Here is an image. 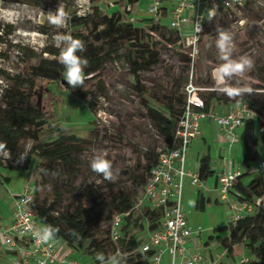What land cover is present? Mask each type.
<instances>
[{
	"label": "rangeland",
	"instance_id": "1",
	"mask_svg": "<svg viewBox=\"0 0 264 264\" xmlns=\"http://www.w3.org/2000/svg\"><path fill=\"white\" fill-rule=\"evenodd\" d=\"M146 3L147 0H139L131 5L129 0H0V30H8L13 26L12 33L4 34L3 41H0V52L4 54L0 55V68L10 75L34 78L36 85L30 106L39 108L48 115L54 113L55 122L63 123L67 132L78 138L71 142L73 154L77 158L73 168L41 157H34L27 170L21 168L25 158L21 160V154L25 156L35 143L43 144L56 137V132L45 126L38 132L39 140L27 135L15 143L16 157L6 148L4 152L8 155L0 152L4 161L18 167L17 170L5 169L3 172L13 175L14 181L17 180L18 172H26L24 184L30 182L34 185V200L39 202L49 203L60 194L58 210H67L78 204V188L93 184L101 192L102 198L98 202L85 200L83 205L92 218L90 222L94 226V235L103 240L109 255L115 251L107 219L113 195L135 199L142 191L150 164L156 160L158 148L165 147L167 143L155 129L146 105H151L171 118L176 117L186 98L185 86L191 80L201 88L200 93L204 98L215 93L208 111L227 113L238 106L242 108L246 103L245 95L233 99L217 90L220 85L216 68L222 63L215 46L217 25L229 31L233 37V58L247 55L254 62L253 68L243 77H234L229 83L234 85L239 79L241 84L251 87L253 92H264V0H246L240 12H233L231 17L220 15L216 20L207 22L194 57L189 54L186 39L183 43L184 37L180 35V30L154 31L156 35L152 36L159 42L157 48L160 59L158 63L139 71L140 88L136 85L126 58H117L116 53H112L100 70L84 81L83 89L91 90V97L95 96L94 107H89L86 100L79 99L74 88L67 85L62 75L58 80L33 76V66L39 64L42 58H55L44 52V48L55 46L54 36L69 33L70 29L68 21L63 28L51 26L47 21L48 12H55L58 7H62L68 17L71 10L85 14L92 6H99L107 14L116 13L122 24L134 22L140 25L142 20L149 17ZM188 30L189 25L183 29ZM113 43L119 48V54L127 52L128 40L125 37L111 40L102 38L95 45L99 52L105 54ZM28 87V83L18 86L0 73V120L3 119L4 109L13 102L15 92L27 90ZM27 128L30 133L34 130L33 125H28ZM256 136L259 138L258 134ZM252 141L253 139L250 140ZM0 143L5 146L11 143L5 140L1 130ZM96 153H106V158L113 164L114 180H105L90 169L89 160ZM187 188L190 193L197 190L194 191L186 183L184 195ZM0 190L4 194L8 191L7 187ZM6 201L7 197L0 199V210L1 206L4 209L10 207ZM214 211L221 216V212L225 214L227 209L225 205H218L214 210L208 207V223L210 214ZM219 220L218 226L226 224V219ZM190 224L196 229H202L203 239H207L213 232L205 224ZM130 229L139 236L140 242L147 239V232L143 227L130 226ZM197 238L201 240V237ZM215 244L218 245L217 241L212 242L210 247H202L206 250L213 249L215 255L224 256L223 247L213 246ZM236 251V260L229 261L224 256L223 259L218 258L215 264H222L223 261L236 264L242 253L253 257L244 244H240ZM2 257L3 254L0 253V259Z\"/></svg>",
	"mask_w": 264,
	"mask_h": 264
},
{
	"label": "trees",
	"instance_id": "2",
	"mask_svg": "<svg viewBox=\"0 0 264 264\" xmlns=\"http://www.w3.org/2000/svg\"><path fill=\"white\" fill-rule=\"evenodd\" d=\"M138 1L129 0L130 5ZM67 21L70 28L69 33L74 38L81 40L85 45V51L78 52L77 54L86 57L88 60V66L84 70L86 79L94 76L107 58L112 53H116L117 58H126L132 69L138 88L141 87L139 71L146 66L158 63L160 59V53L157 48L159 42L154 40L150 31L161 32L171 30L166 26L165 21L163 24L154 23L150 17L142 20L143 22L140 25L134 22L122 24L119 22L120 18L116 13L107 14L99 6H92L91 10L85 14H79L77 11L71 10ZM101 26L103 27L100 28ZM12 30L13 26H10L8 30H0V41H3L4 34H10ZM119 37H125L128 40L127 52L125 54H119V48L114 43L110 45L108 52L105 54L99 52L95 45V42L99 39L111 40ZM43 51L54 55L55 58H42L39 64L33 66V76L49 80L60 79L64 71L63 65L59 64L57 60L60 49L56 46H47ZM0 55L4 54L0 52ZM0 73L13 80L18 86H22L24 83L29 84L27 90H17L15 92L13 102L4 109L3 119L0 120V130L4 134L5 140L11 142L7 143L6 149L10 151L13 157H16L15 143L27 135H31L30 137L33 139L39 140L38 132L45 126H48L56 132V137L43 144L40 142L33 144L26 153L21 168L27 170L34 157L45 158L50 162H58L64 166L73 168L77 162V158L73 154L71 142L78 140V138L70 135L63 123L59 121L55 122L54 113L51 112L48 115L47 112L30 106V99L36 85L34 78H25L19 74L10 75L2 68H0ZM74 90L79 99L87 101L89 107L95 106L96 100L95 96L91 97V90L83 89V85L74 88ZM214 97V92L210 93L206 98L203 97L206 110L209 109L211 100ZM245 97L248 107L254 113V116L245 119L244 122L245 152L243 163L246 171L238 176L234 187L239 198L251 203L256 208V211L255 213H248L241 217L234 225H225L216 228L215 231L217 233L227 231V234L224 236L221 234L217 235L218 240L227 249V256H233L236 248L240 244H244L250 249L253 256L249 257L250 261L245 264H264V201L259 206L256 204L258 198L264 197V177L262 174L247 171L251 164L260 158L255 129L258 127V137L264 136V92H253L251 95L245 94ZM146 108L153 120L155 129L167 142L166 146H172L175 128L182 107L174 118L163 114L149 104L146 105ZM28 125H33L34 130L32 133L27 128ZM251 139H253L252 142H250ZM156 154L157 160L158 153L156 152ZM156 160L150 164L148 171ZM211 161L209 153L203 155L200 159L199 173L203 179L214 172L211 168ZM5 169L17 170L18 167L8 161H4L0 157V181L2 178L4 183L11 179L9 175L4 174L3 170ZM77 195L79 197L78 204L73 205L72 208L67 210H58L57 208V204L60 203V194H57L54 200L49 203L33 199L32 206L37 212L38 220L43 227L50 225L58 229L54 235L55 238L62 239L66 244L74 248L84 247L91 253L94 261L100 264L96 256L103 253L107 257L109 255L108 250L104 246L103 240L94 235V226L91 224L92 218L89 217L88 210L84 207L83 202L85 200L98 202L102 198V194L93 184H90L78 188ZM133 200L129 196L113 195L112 207L107 217L109 234L114 214L129 209L133 204ZM208 203H210V199L201 193L197 198L196 206L198 209L203 210ZM130 226L135 225H131L129 221L124 226L123 236L118 241L121 252L127 254L126 264H148L145 258L150 253L140 250V240L130 231ZM129 236L131 237L128 238ZM111 244L113 250H115L114 253H116L117 245L112 240ZM124 250L128 251L124 252ZM0 253H4L1 244Z\"/></svg>",
	"mask_w": 264,
	"mask_h": 264
},
{
	"label": "built area",
	"instance_id": "3",
	"mask_svg": "<svg viewBox=\"0 0 264 264\" xmlns=\"http://www.w3.org/2000/svg\"><path fill=\"white\" fill-rule=\"evenodd\" d=\"M245 3L246 0H147L146 8L154 23L163 24L165 21L169 29L180 30L183 43L186 39L189 54L194 57L207 22H210L207 11L215 7L213 21L220 15L231 17L233 12H240ZM197 21L202 27L199 33L194 27ZM187 25L190 30L183 31ZM150 32L156 35L154 31ZM200 89L192 80L186 84V98L175 128L173 145L158 148L157 160L146 175L142 191L129 209L114 214L110 238L117 245L116 252H121L118 241L130 221L131 225L143 227L147 232L140 250L150 253L145 258L148 264H215L218 258L227 256L224 247V256L205 252L196 239L202 229L194 228L186 216L183 208L186 179L190 177L192 183L203 185L199 170L186 168V153L193 139L200 135L204 119L214 121L232 143L245 119L253 117L254 113L247 102L242 108L238 106L227 113L208 111ZM225 160L218 174V189L220 200L229 206L227 225H234L249 213L253 205L240 199L234 187L238 176L246 170H234L232 160ZM247 171L264 174V158L257 160ZM34 191L33 184L25 183L13 198L12 220L0 225V243L8 253L6 258L0 259V264H81L61 254L54 236L47 242L38 238L45 227L32 206ZM249 261V256L241 255L238 264Z\"/></svg>",
	"mask_w": 264,
	"mask_h": 264
},
{
	"label": "crops",
	"instance_id": "4",
	"mask_svg": "<svg viewBox=\"0 0 264 264\" xmlns=\"http://www.w3.org/2000/svg\"><path fill=\"white\" fill-rule=\"evenodd\" d=\"M146 5V4H145ZM147 9V8H146ZM258 134V127L255 129V137ZM261 141L258 140V149L260 153V158H264V136L259 137ZM244 152H245V130H244V125L241 126L237 130V136L235 141L232 143L230 142V139L226 137L224 134L223 130L219 128V126L209 118L204 119L202 121L201 125V133L198 137L194 138L190 147L187 150L186 153V168L191 169V170H199L200 167V159L203 155L209 153L211 155V168L214 170V172L209 175L207 178L203 179V185L198 186L197 184L192 183L191 178L188 177L186 179L187 186L193 187L194 191L197 189L195 192L190 193L187 188L185 190V195H184V204L183 208L185 210L186 216L188 218L189 223H194V224H205L207 225V229L209 231L213 230L208 235L207 239H203V231L199 234V237H201V240L199 241L198 238L197 241L201 246H211V243L214 241H217L218 245L215 244L213 246H222V243L218 240L217 235H226L224 231L216 232L215 229L219 227H223L228 224L229 218H230V211H229V206L227 202H224L220 200V193L218 189V174L220 169L222 168L223 164L227 161L225 159L230 158L232 160V168L234 170L240 169V170H246V167L243 163V158H244ZM257 161L253 162L251 165L256 164ZM8 175V174H7ZM264 177V174H262ZM10 176V175H9ZM17 180L14 181V176L11 175L10 181H5L3 182L2 178L0 181V188L7 187L8 191L4 194L0 190V199H4L7 197V203H9L10 207L3 208L0 210V225L3 223H7L12 220V212L14 209V201L13 198L16 194L19 193V191L22 189L24 186V181L27 176L26 172H18L16 174ZM196 187V188H195ZM203 194L206 198L210 199V203H208L205 207V209L200 210L197 208L195 201H197V198L200 194ZM186 197V198H185ZM218 205H225V208L227 211H225V214L221 212V216L218 215L217 212L214 211L211 212L210 214V221L208 223V219L206 217V211L209 208L212 210L215 209L216 206ZM256 208L252 206L249 208L248 212L249 213H255ZM220 219H226V224L223 226H218L220 224ZM137 239H139V236L135 234ZM140 240V239H139ZM58 242V247L62 255L66 256L68 259H76L78 260L81 264H97L94 259L91 256V253H89L88 250H86L84 247L82 248H74L66 244L62 239H57ZM142 242H140L141 244ZM1 244V243H0ZM1 248L3 249V258H6L7 256V250L3 248L1 245ZM204 248V251L207 252L208 254H214L213 249L206 250ZM239 251V250H238ZM238 251H234L235 253ZM241 255H246L245 253H242L239 255V258ZM238 255L234 254L233 256H226V258L231 261V259L236 260V257ZM63 264H68V263H63ZM222 264H231L225 263V261L222 262ZM238 264V262L236 263Z\"/></svg>",
	"mask_w": 264,
	"mask_h": 264
},
{
	"label": "clouds",
	"instance_id": "5",
	"mask_svg": "<svg viewBox=\"0 0 264 264\" xmlns=\"http://www.w3.org/2000/svg\"><path fill=\"white\" fill-rule=\"evenodd\" d=\"M47 21L51 26L56 28H63L67 24V14L62 7H58L55 12H48ZM215 17V7L207 11V19L211 21ZM203 19V17H201ZM195 32L199 33L202 31V27L199 21L194 23ZM217 35L215 39V46L218 50V59L222 62L216 68V74L218 77V91L229 98L241 97L245 94L251 95L253 89L247 85L241 84L239 79L233 85L229 83L234 77H243L244 74L250 71L253 66V60L247 56L242 55L238 58H233L232 51L234 48L233 37L229 31L221 26H216L215 29ZM54 44L60 49L57 57L58 63L63 65L64 71L62 73L64 81L67 85L72 88L80 87L84 84L86 79L85 68L88 66V60L86 57L78 55V52L85 51L84 43L74 38L70 33L57 34L53 38ZM6 146L0 143V152H4ZM5 155H8L4 152ZM25 156L20 155L22 160ZM9 158H11L9 156ZM89 167L105 180L112 181L115 179L113 164L106 158V153H96L89 160ZM264 197H260L256 200V204L259 206ZM58 231L57 228L52 226H46L38 235V238L44 242L50 240L55 233ZM96 259L100 264H126L127 254L117 251L114 254L108 255L107 257L101 253L96 256Z\"/></svg>",
	"mask_w": 264,
	"mask_h": 264
}]
</instances>
